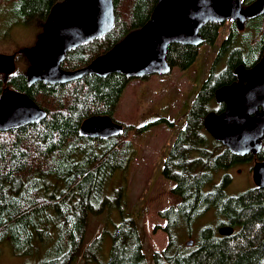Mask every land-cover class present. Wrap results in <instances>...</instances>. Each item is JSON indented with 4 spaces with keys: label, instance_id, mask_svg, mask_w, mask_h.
I'll use <instances>...</instances> for the list:
<instances>
[{
    "label": "trees",
    "instance_id": "trees-1",
    "mask_svg": "<svg viewBox=\"0 0 264 264\" xmlns=\"http://www.w3.org/2000/svg\"><path fill=\"white\" fill-rule=\"evenodd\" d=\"M62 1L0 0V20L11 17L17 24L45 23L52 7ZM158 1L114 0V29L103 39L69 52L62 68L76 71L107 53L149 22ZM220 32L221 25L208 24L201 34L214 43ZM240 33L233 25L236 40ZM241 34L253 60L264 51V16L249 22ZM240 51H234L217 85H211L210 79L202 86L186 127L166 159L163 176L173 182L172 193L179 202L159 213L166 221L163 230L169 244L164 252H153L154 264H264V189L254 186L235 196L226 191L232 181L229 172L244 164L252 166L255 160L263 162L264 147L257 156L235 155L205 129L208 114L225 111L224 106L213 107L215 95L229 86L225 84L232 70L242 63ZM16 54L24 56V51ZM197 56V48L173 44L167 59L173 69L187 70ZM130 81L120 74L89 75L66 85L31 86L25 73L0 81V98L9 87L26 94L47 114L39 124L0 132V255L2 247L9 246L15 256L36 257V264H149L143 234L129 216L110 234L108 260L102 256L106 230L87 243L91 213L98 215L110 203L105 195L108 183L117 172L126 171L132 160L129 132L134 127L114 117ZM95 116H110L125 127L124 132L106 140L82 137L83 122ZM220 173L224 174L216 183ZM212 210L216 219L213 214L214 222L201 228L195 240L194 226ZM224 227L233 228V235L221 236ZM187 237L190 240L185 242ZM192 238L194 246L189 247Z\"/></svg>",
    "mask_w": 264,
    "mask_h": 264
},
{
    "label": "water",
    "instance_id": "water-1",
    "mask_svg": "<svg viewBox=\"0 0 264 264\" xmlns=\"http://www.w3.org/2000/svg\"><path fill=\"white\" fill-rule=\"evenodd\" d=\"M264 15V0L244 6L243 0H159L151 19L141 29L128 34L107 53L76 71L62 64L69 52L103 39L115 27L114 0H63L55 4L43 24L35 45L24 51L29 67V85H66L93 75L107 78L120 74L128 79L165 76L173 71L167 54L173 44L199 48L200 34L208 23L234 21L244 30L248 21ZM16 54H0V75L16 74ZM239 84L224 86L215 95L225 111L211 112L205 120L210 136L239 156L259 155L264 147V58L253 69L239 67ZM246 82V84H245ZM47 114L26 94L7 87L0 98V132H8L44 121ZM125 127L110 116H95L83 122L80 135L90 139H110ZM252 178L264 189V161H256ZM234 229L224 227L220 235L229 237ZM187 246L193 247L191 240Z\"/></svg>",
    "mask_w": 264,
    "mask_h": 264
},
{
    "label": "rangeland",
    "instance_id": "rangeland-1",
    "mask_svg": "<svg viewBox=\"0 0 264 264\" xmlns=\"http://www.w3.org/2000/svg\"><path fill=\"white\" fill-rule=\"evenodd\" d=\"M0 22V54L6 55L32 48L44 24L38 21L17 24L11 17ZM228 32L229 26L220 34L213 48L201 46L196 62L189 69L174 68L172 73L165 76L131 79L124 91L114 117L116 121L134 127L129 132L133 141L132 160L126 171L117 172L108 183L105 195L110 203L98 215L91 213L87 230L88 244L104 230L108 232L102 247V256L107 260L112 244L110 234L127 216L135 220L143 234L149 264H154L153 252L162 253L167 248L169 237L163 230L166 221L159 217V213L175 207L179 198L172 193L174 184L164 178L163 169L178 135L186 127L187 115L203 86L207 64ZM257 40L258 37L254 43ZM16 63V73H25L29 66L26 58L18 55ZM2 80L4 76L0 75ZM217 105L213 107L217 109ZM162 118L166 121L154 125ZM150 124L153 126L148 130L136 132L138 128ZM223 174L216 176V183L220 182ZM229 174L232 181L226 191L230 196L239 195L255 186L249 164L238 166ZM213 214L215 216L214 210L194 226L195 240L201 228L214 222ZM188 240L190 238L187 237L185 242ZM36 261V257L15 256L9 246L2 247L0 264H36Z\"/></svg>",
    "mask_w": 264,
    "mask_h": 264
},
{
    "label": "flooded vegetation",
    "instance_id": "flooded-vegetation-1",
    "mask_svg": "<svg viewBox=\"0 0 264 264\" xmlns=\"http://www.w3.org/2000/svg\"><path fill=\"white\" fill-rule=\"evenodd\" d=\"M244 6H246V5H244ZM247 6H249V5H247ZM263 16H261V17H263ZM261 17L256 18L254 20L261 19ZM251 21H253V20L248 21L247 24L249 22H251ZM208 24H219V25H221L220 34L223 33L224 30L226 29V27L229 26V32H228L227 35L223 36V38L219 42L218 50L215 52L214 56L210 59V62L209 63L206 62L208 64H207V67H206V72H204V74H203L205 77H204L203 82H202L201 85H206V82H208L210 79H211V81H210L211 85H217L219 83L220 79L222 78L221 76L225 73V70L229 66V62H230V58H231L232 54L234 53L235 50L241 49L239 54L242 57V61H241L242 63H240V64H238V65H236L234 67V69L232 70V74L230 75L231 76V80H229L228 83L225 84V85L239 84L240 83V79H239V77L236 74V70L239 67H244L247 70L253 69L256 65H258V63L261 62L262 58H264V51H260L256 56L253 57V60H251L250 54L248 52H246L248 50V47L245 46L244 41H243V37H242V34H241L242 32H244L246 30L247 24H246L244 30H240L237 27V25H236V23L234 21H227V22H225L223 24L215 23V22L208 23ZM233 25L241 32L239 37H237L238 40H236L232 36V26ZM203 28H202V30H203ZM200 34H201V32H200ZM219 37H220V35L218 36V38L215 40L214 43H209L203 37L205 39V43L202 44L201 46H209L210 48H213L215 46V44L219 41ZM226 40L229 41L228 47H227V49L225 47V49L222 50L224 48V43H225ZM199 48H197V49L199 50ZM198 53H199V51H198ZM247 54H249V56ZM197 58H198V56H197ZM245 84H246V82H245ZM220 106H224L226 108V105H220ZM256 161L257 160H255V162ZM255 162H254V164H255ZM253 166H251V167H253Z\"/></svg>",
    "mask_w": 264,
    "mask_h": 264
}]
</instances>
